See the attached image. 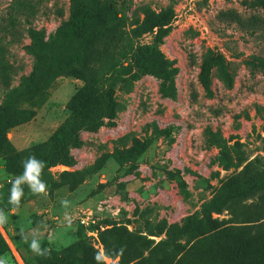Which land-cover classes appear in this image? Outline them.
I'll list each match as a JSON object with an SVG mask.
<instances>
[{"label":"rangeland","instance_id":"obj_1","mask_svg":"<svg viewBox=\"0 0 264 264\" xmlns=\"http://www.w3.org/2000/svg\"><path fill=\"white\" fill-rule=\"evenodd\" d=\"M126 32L149 11L171 8L168 35L127 36L135 52L104 53L83 73L67 70L29 123L11 130L17 159L0 155V201L33 146L69 121L74 98L112 90L115 113L41 171L46 192L24 183L23 203L0 232L56 252L86 245L97 264H243L264 250V8L256 0H115ZM71 0H0V107L23 93L34 35L55 38ZM207 62L210 85L203 83ZM17 107L29 108L17 96ZM67 201V206L62 204ZM260 236L238 257L249 236ZM12 242V241H11ZM18 254V256H17ZM22 259V258H21ZM23 261V260H22Z\"/></svg>","mask_w":264,"mask_h":264},{"label":"trees","instance_id":"obj_2","mask_svg":"<svg viewBox=\"0 0 264 264\" xmlns=\"http://www.w3.org/2000/svg\"><path fill=\"white\" fill-rule=\"evenodd\" d=\"M256 1L261 8H264V0ZM71 2V19L55 38L46 42L34 35L31 47L36 59L34 73L26 81L23 93H16L0 107L1 156L17 159V152L7 139L8 133L31 122L37 116L38 110L47 103L49 90L54 82L67 70L78 69L85 73L94 63L100 61L104 53L114 50H122L126 54L135 52V45L130 43L127 36L139 39L152 34L155 36V42L159 43L168 35L175 18V11L171 8L159 13L149 11L143 21L136 23L135 28L129 33L126 32L124 16L115 10V0H71ZM211 67L212 63L207 62L202 77L207 89L210 85ZM21 95L26 97L29 108L17 107V102L14 101H17V96ZM73 104L75 108L69 121L57 129L48 142L33 146L28 151V157L35 156L38 162L44 163L43 169L58 163L59 152H66L69 148L80 145L81 130H98L103 119L112 118L115 113L113 92L108 89L93 88L91 92H80L74 98ZM10 195L11 190L6 202L0 201V211L3 213L18 208L23 203L24 190L18 207L9 203ZM1 226L7 231L4 223ZM254 239H261V235L249 236L236 251L238 257L247 251L258 250L252 245ZM11 241L24 264H97L94 250L83 244L56 252L51 250L46 242H41L40 249L44 254L40 255L31 249V241L27 236L21 239L11 237ZM261 251V259L251 264H264V250ZM8 253L12 255L0 232V261Z\"/></svg>","mask_w":264,"mask_h":264},{"label":"clouds","instance_id":"obj_3","mask_svg":"<svg viewBox=\"0 0 264 264\" xmlns=\"http://www.w3.org/2000/svg\"><path fill=\"white\" fill-rule=\"evenodd\" d=\"M44 167V163L41 161H37L35 156H29L27 160L24 162V172L22 175L18 176L12 182L11 195L9 198V203L15 206H19L21 197L23 196V189L21 185L27 183L29 185L30 190L33 194H40L46 192V185L40 180L41 171ZM67 201H62V204L67 206ZM5 222V215L3 211H0V224ZM31 249L37 254L43 255L41 252L40 244L37 239H33L30 245ZM103 255H99L96 257L97 260L103 259Z\"/></svg>","mask_w":264,"mask_h":264},{"label":"bare ground","instance_id":"obj_4","mask_svg":"<svg viewBox=\"0 0 264 264\" xmlns=\"http://www.w3.org/2000/svg\"><path fill=\"white\" fill-rule=\"evenodd\" d=\"M9 243L12 246V248H14V246H13V244H12V242L10 240H9ZM17 256H18V254H17ZM18 258L20 259L21 264H24V262L22 261V259L19 256H18Z\"/></svg>","mask_w":264,"mask_h":264}]
</instances>
